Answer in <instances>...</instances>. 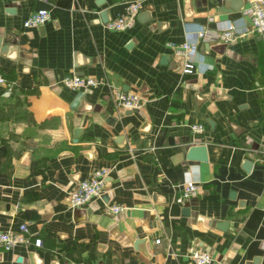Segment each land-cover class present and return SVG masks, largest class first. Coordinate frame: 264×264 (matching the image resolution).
Instances as JSON below:
<instances>
[{"label":"crops","instance_id":"crops-1","mask_svg":"<svg viewBox=\"0 0 264 264\" xmlns=\"http://www.w3.org/2000/svg\"><path fill=\"white\" fill-rule=\"evenodd\" d=\"M133 1V26L107 30ZM251 1L231 20L216 0H0V40L14 43L0 52L12 83L9 96L0 86V231L25 224L41 240L0 251V264H193L195 250L209 264H264V40L198 42L191 74L166 47L226 20L248 29ZM37 10L48 20L23 28ZM73 74L103 85L62 88ZM113 90L143 106L118 109ZM191 146L204 162H185ZM99 169L101 195L70 209L69 192ZM189 178L197 194L175 203Z\"/></svg>","mask_w":264,"mask_h":264},{"label":"built area","instance_id":"built-area-1","mask_svg":"<svg viewBox=\"0 0 264 264\" xmlns=\"http://www.w3.org/2000/svg\"><path fill=\"white\" fill-rule=\"evenodd\" d=\"M141 4L133 1L127 4L124 13L113 20L104 24L109 31L122 32L133 26L136 17L140 11ZM243 15L249 20L248 29H240L233 22L226 20L217 24L214 31L199 29L194 33V41H185L181 44L167 43L166 47L171 51L173 58L181 62L180 70L183 74H191L194 71L195 64L188 60V55L195 49L198 42H217L220 44H229L244 37L246 34H255L264 40V4L262 0H253L249 2L244 9ZM48 20L46 10H37L29 14L22 22L23 28L31 29L42 26ZM60 86L72 92L94 89L103 85L101 80L91 76L68 75L64 76ZM0 86L4 88L3 96H9L12 90V83L7 82L0 75ZM113 99L115 106L121 110L136 111L143 106V99L136 93H125L120 90H113ZM191 131L198 133L204 130L202 125H192ZM107 170L99 169L85 180L78 182L68 194V206L70 209H77L87 204L91 199L99 197L104 190V179ZM198 184L191 178L186 180L179 189L174 202L182 204L187 199L195 196L198 192ZM106 211L110 214H118L124 211L119 205L106 206ZM158 244V240L155 241ZM40 247L41 240L38 236L31 233L25 224L19 225L12 231H0V251H9L15 246ZM264 250V240L262 242ZM188 258L193 264H209L211 257L204 250L192 251ZM79 264V263H71Z\"/></svg>","mask_w":264,"mask_h":264},{"label":"water","instance_id":"water-1","mask_svg":"<svg viewBox=\"0 0 264 264\" xmlns=\"http://www.w3.org/2000/svg\"><path fill=\"white\" fill-rule=\"evenodd\" d=\"M264 2V0H263ZM246 4V0H216V7L219 14L227 15L231 20H237L241 17V11ZM10 47L14 46L13 42L6 40H0V52L1 54H8L12 51ZM162 60H166L163 58ZM205 161V149L202 146H191L185 151V162L190 165L193 162ZM245 169L249 167V164L245 163Z\"/></svg>","mask_w":264,"mask_h":264},{"label":"trees","instance_id":"trees-1","mask_svg":"<svg viewBox=\"0 0 264 264\" xmlns=\"http://www.w3.org/2000/svg\"><path fill=\"white\" fill-rule=\"evenodd\" d=\"M260 104L263 106V104H264V97L260 100Z\"/></svg>","mask_w":264,"mask_h":264}]
</instances>
